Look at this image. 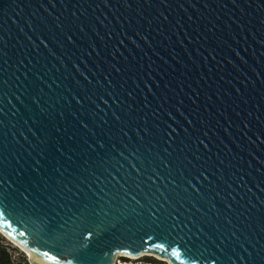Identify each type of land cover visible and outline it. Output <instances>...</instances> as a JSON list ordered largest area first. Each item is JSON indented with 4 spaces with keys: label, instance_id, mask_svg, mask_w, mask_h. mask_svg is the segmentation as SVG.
Here are the masks:
<instances>
[{
    "label": "water",
    "instance_id": "1",
    "mask_svg": "<svg viewBox=\"0 0 264 264\" xmlns=\"http://www.w3.org/2000/svg\"><path fill=\"white\" fill-rule=\"evenodd\" d=\"M0 145L9 173L39 157L35 175L57 182L54 161L73 183L105 154L137 163L141 190L160 186L210 221L232 243L224 264H246L239 245H264V0H0ZM142 224L116 222L112 243ZM13 227L0 232L29 255L27 225Z\"/></svg>",
    "mask_w": 264,
    "mask_h": 264
},
{
    "label": "snow or ice",
    "instance_id": "2",
    "mask_svg": "<svg viewBox=\"0 0 264 264\" xmlns=\"http://www.w3.org/2000/svg\"><path fill=\"white\" fill-rule=\"evenodd\" d=\"M84 143L91 148L87 141ZM67 151L68 162L74 163V153L71 149ZM56 152L63 156L59 148ZM122 157L129 159L123 154ZM6 159L0 151V229H8L12 236L17 232L14 223L21 227L27 225L18 234L31 238L21 241L28 248L29 255L36 258L31 264H99L98 253L105 247L108 248L105 264H111L113 249L122 251L125 256L155 254L163 264H224V249L232 245L229 238L222 233L217 237L215 233L219 230H211L210 221L206 223L185 211L184 204L161 191L160 186L154 190H141L144 181L140 177L144 173L137 163H132L131 168L125 171L124 163L117 159L110 165L105 154L98 161L89 160V164L95 167L91 172L86 168L88 175L83 179L79 178L82 174L77 172V182L73 183L71 172L55 167L60 161H54V171L64 179L57 182L51 176L35 175L44 167V160L39 157L33 164L24 165L33 173L31 180L26 174H21L24 168L13 169L9 173ZM113 171L119 174L120 179L113 175ZM93 174L95 183L89 180ZM152 183L156 181L153 179ZM129 216L143 221L139 236L128 244L112 243L113 236L120 239L114 231L116 222L127 220ZM128 231L131 232V229ZM213 235L223 245V248L219 246L217 249L213 244L220 255L205 244V241L211 243L208 237L214 241ZM254 245L248 244L251 251L243 244L239 245L246 253V264H264V245L259 241H254ZM231 252L239 256L234 246ZM239 258L241 264H245L244 257ZM227 259L236 264L231 255H227Z\"/></svg>",
    "mask_w": 264,
    "mask_h": 264
},
{
    "label": "rangeland",
    "instance_id": "3",
    "mask_svg": "<svg viewBox=\"0 0 264 264\" xmlns=\"http://www.w3.org/2000/svg\"><path fill=\"white\" fill-rule=\"evenodd\" d=\"M0 237L3 238V244L6 246H10V248H14L15 251H13V256L15 257L16 264H30L27 256L21 252L17 247H15L12 243H10L6 238H4L1 234ZM122 256V255H121ZM145 257H151L150 255L144 256H138V257H129L126 258V261L120 260L122 257H117L115 264H144L142 261H140L142 258ZM153 258V257H152ZM155 259V258H154ZM157 260V259H155ZM158 264H163V262L158 261Z\"/></svg>",
    "mask_w": 264,
    "mask_h": 264
},
{
    "label": "trees",
    "instance_id": "4",
    "mask_svg": "<svg viewBox=\"0 0 264 264\" xmlns=\"http://www.w3.org/2000/svg\"><path fill=\"white\" fill-rule=\"evenodd\" d=\"M2 241L3 238L0 237V264L16 263V261L14 260L15 257L12 255L15 249L10 248V246L4 245ZM120 260L126 261V258H121ZM140 261H142L144 264H158L157 260L152 257H145L142 258Z\"/></svg>",
    "mask_w": 264,
    "mask_h": 264
},
{
    "label": "bare ground",
    "instance_id": "5",
    "mask_svg": "<svg viewBox=\"0 0 264 264\" xmlns=\"http://www.w3.org/2000/svg\"><path fill=\"white\" fill-rule=\"evenodd\" d=\"M0 234L4 237V238H6L10 243H12L15 247H17L21 252H23L26 256H27V258H28V260H29V263H31V258H30V256L28 255V253L25 251V250H23L22 248H20V247H18L16 244H14L12 241H10L5 235H3L1 232H0Z\"/></svg>",
    "mask_w": 264,
    "mask_h": 264
}]
</instances>
